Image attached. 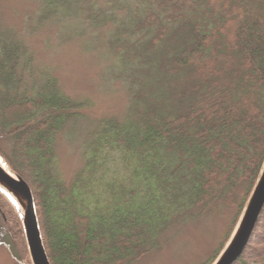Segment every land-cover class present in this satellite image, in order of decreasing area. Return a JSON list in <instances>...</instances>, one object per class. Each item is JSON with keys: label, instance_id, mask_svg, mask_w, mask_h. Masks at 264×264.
Segmentation results:
<instances>
[{"label": "trees", "instance_id": "obj_1", "mask_svg": "<svg viewBox=\"0 0 264 264\" xmlns=\"http://www.w3.org/2000/svg\"><path fill=\"white\" fill-rule=\"evenodd\" d=\"M138 2L137 52L121 56L130 109L95 125L70 181L56 171V139L91 103L65 95L23 42L0 43V157L32 191L51 264L137 263L167 231L228 202L231 237L264 165V0ZM0 216V244L32 264L1 192ZM238 262L264 264V232Z\"/></svg>", "mask_w": 264, "mask_h": 264}, {"label": "rangeland", "instance_id": "obj_2", "mask_svg": "<svg viewBox=\"0 0 264 264\" xmlns=\"http://www.w3.org/2000/svg\"><path fill=\"white\" fill-rule=\"evenodd\" d=\"M65 3L66 8L58 6L55 13L56 5L46 8V0H0V43L23 42L33 53L34 64L49 69L65 95L91 103L56 139V171L70 181L84 166L88 134L95 125L108 118L122 120L130 109V79L126 77L130 66L121 56L136 51L132 45L138 35L133 34L135 27L128 23L129 17H143L145 8L136 14L138 0ZM119 28L129 31L119 37ZM111 40L121 41L116 48L120 55L111 48ZM118 172L123 173L121 167ZM237 211L233 202L223 203L198 219L170 229L158 249L134 264H206L226 245ZM263 232L264 212L253 238ZM0 264L28 263L15 261L8 248L0 244Z\"/></svg>", "mask_w": 264, "mask_h": 264}, {"label": "water", "instance_id": "obj_3", "mask_svg": "<svg viewBox=\"0 0 264 264\" xmlns=\"http://www.w3.org/2000/svg\"><path fill=\"white\" fill-rule=\"evenodd\" d=\"M1 160L0 158V191L13 206L18 205L23 209V213H18L32 264H51L43 243L32 191L22 178L13 172H7L1 165ZM263 211L264 165L228 244L214 264H236L240 260L253 238Z\"/></svg>", "mask_w": 264, "mask_h": 264}, {"label": "bare ground", "instance_id": "obj_4", "mask_svg": "<svg viewBox=\"0 0 264 264\" xmlns=\"http://www.w3.org/2000/svg\"><path fill=\"white\" fill-rule=\"evenodd\" d=\"M1 165L5 168V170L7 171V172H11L9 169H8V167L5 165V163L4 162H2V160H1ZM15 206V208L20 212V213H23V209H22V207L21 206H16V205H14Z\"/></svg>", "mask_w": 264, "mask_h": 264}]
</instances>
